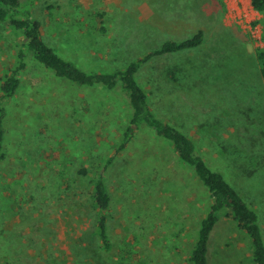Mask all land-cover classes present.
I'll return each instance as SVG.
<instances>
[{
    "label": "rangeland",
    "instance_id": "1",
    "mask_svg": "<svg viewBox=\"0 0 264 264\" xmlns=\"http://www.w3.org/2000/svg\"><path fill=\"white\" fill-rule=\"evenodd\" d=\"M21 1L45 42L87 71L124 68L202 30L201 46L152 59L137 80L154 112L191 136L257 211L264 235V14L246 8L249 0ZM20 43L2 23L4 74ZM27 63L20 91L4 100L0 264H189L212 202L193 170L153 133L118 156L105 173L112 248L104 249L92 194L130 120L127 98L59 78L31 55ZM208 256L209 264H255L251 239L231 217L213 230Z\"/></svg>",
    "mask_w": 264,
    "mask_h": 264
},
{
    "label": "trees",
    "instance_id": "2",
    "mask_svg": "<svg viewBox=\"0 0 264 264\" xmlns=\"http://www.w3.org/2000/svg\"><path fill=\"white\" fill-rule=\"evenodd\" d=\"M254 10L264 14V0H251ZM54 9L50 6L48 10ZM104 18V14L98 13ZM7 22L20 39V48L16 54L14 66L6 74L0 69V162L5 160L6 140L5 119L7 106L4 100L13 98L21 89L22 74L27 69V58L31 55L41 66L51 70L55 76L69 80L80 86H100L107 90H118L127 98L130 108V120L121 128V136L115 153L105 161L98 178L94 181L92 194L94 206L98 212L95 233L103 248H112L109 233V213L112 196L107 186L106 170L115 163L116 158L131 147L144 143L143 136L155 134L162 143L171 147L180 167L193 170L197 180L208 190L212 200L207 216L200 224L198 237L192 250L189 264H209V241L213 230L221 217H231L237 227L246 232L252 243L253 262L264 264V235L259 215L226 179V176L210 166L206 158L197 150L193 138L177 125L159 117L153 110L149 96L137 80L142 66L152 59L166 54H175L198 48L204 43L205 34L200 30L184 41H168L158 49L130 62L124 68L110 72L87 71L59 55L57 49L50 47L44 40L41 22L34 15L32 7L22 4L21 0H0V25ZM104 31L105 28H102ZM261 75L264 78V48L257 51ZM148 130V131H147ZM172 145V146H171ZM87 171L82 170L85 174Z\"/></svg>",
    "mask_w": 264,
    "mask_h": 264
},
{
    "label": "crops",
    "instance_id": "3",
    "mask_svg": "<svg viewBox=\"0 0 264 264\" xmlns=\"http://www.w3.org/2000/svg\"><path fill=\"white\" fill-rule=\"evenodd\" d=\"M246 2H247V3H246ZM245 4H246V5H245L246 8H250V6H251V8L254 9L253 6H252V1H251V0H249V1H245ZM257 14H259V13L257 12ZM190 51H191V50H190ZM257 60H258V59H257Z\"/></svg>",
    "mask_w": 264,
    "mask_h": 264
}]
</instances>
